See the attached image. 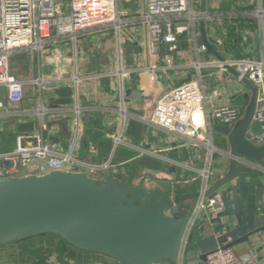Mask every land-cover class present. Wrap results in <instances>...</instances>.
Returning <instances> with one entry per match:
<instances>
[{"label": "crops", "instance_id": "crops-1", "mask_svg": "<svg viewBox=\"0 0 264 264\" xmlns=\"http://www.w3.org/2000/svg\"><path fill=\"white\" fill-rule=\"evenodd\" d=\"M130 1V0H128ZM259 0H207L209 11L226 14V12L256 10ZM264 7V0H261ZM201 8V5H200ZM124 9V8H123ZM133 13V9L129 8ZM243 20L245 28L241 40L228 42L220 47V53L227 56V50L234 51L239 57L260 59L264 56V27L255 16L235 17L229 22L227 16L208 22V36L212 37L238 20ZM209 23L216 27H209ZM114 28V27H111ZM87 33L78 38L76 54H72L70 44H59L50 47L43 53L29 50L15 52L10 58V67L14 75L30 79L37 75H53L57 69L64 76L73 74L75 62L83 80L79 84L78 103L81 114L82 134L75 140L74 118L76 105L75 88L67 83L52 85L43 91V101L54 108L42 120L29 110L36 106V89L25 85V99L17 113L0 112V153L10 151L16 146L20 135L42 132L44 137L65 153L82 158L89 162H103L112 158V168L98 176L100 181L112 175L115 181H122L133 186L144 185L164 201L174 198L176 194H186L202 189L203 179L200 172L206 170L207 151L204 148L185 145L186 140L163 128L143 121L149 115L153 99L158 91L169 81L178 83L186 73L184 64L194 59L193 50L182 36L179 51L168 52L159 46L154 55L147 51V29L143 24H129L122 27L112 38L106 34L111 29ZM229 33V32H228ZM210 57H215L210 54ZM167 58L173 59L171 68L159 71L154 80L143 67L158 62L166 65ZM76 60V61H75ZM120 61L124 68L138 69L131 80H125L121 86L119 76L111 74L119 68ZM181 67V68H180ZM140 68V69H139ZM104 73L105 75L95 74ZM225 74V73H224ZM95 75V76H94ZM205 82L208 92L220 89L221 95L214 97L215 102L229 103L242 107L250 91L230 72L218 74L216 69H205ZM152 80V81H151ZM154 81V82H153ZM123 87V89H122ZM157 90V92H156ZM0 101H6V92L0 87ZM156 94L157 96L153 95ZM242 102V103H241ZM124 103V119L120 108ZM46 128H42V123ZM217 124V123H215ZM214 124V126H215ZM124 127V138L127 144H114V136ZM214 143L219 146L221 135L213 127ZM184 147L188 151H184ZM156 151V154L144 152ZM197 152L202 153L200 156ZM228 161L219 155L214 157L211 170L216 178L227 170ZM239 168L246 173L245 178L253 184L260 181L262 199L257 209L264 214V161L241 163ZM149 178V185L143 184L140 178ZM257 191V190H256ZM253 191V192H256ZM157 200V202L159 201ZM199 200H188L191 212L198 209ZM170 213V212H169ZM207 220L204 234L212 233L213 228L203 212L198 210L196 222ZM239 253L252 250L259 261L264 264V231L251 237L248 242L234 247ZM0 264H121L106 254L83 250L74 247L55 234H45L20 242L0 246ZM175 264H183L179 260ZM190 264H205L192 261Z\"/></svg>", "mask_w": 264, "mask_h": 264}, {"label": "built area", "instance_id": "built-area-1", "mask_svg": "<svg viewBox=\"0 0 264 264\" xmlns=\"http://www.w3.org/2000/svg\"><path fill=\"white\" fill-rule=\"evenodd\" d=\"M64 1L70 3V13L60 16L59 4ZM142 9L131 13L130 9H121L119 0H0V87L6 92V101H0V112L17 113L25 99V85L29 84L36 89L37 104L29 111L44 118L54 108L43 101V91L49 86L67 83L75 88V140L82 134L80 106L78 103L79 84L83 76L79 74L77 62L73 67V74L64 76L57 69L49 76L37 75L30 79H22L14 75L10 67L11 56L20 50H29L43 53L50 47L59 44H70L72 54H76L77 41L81 36L114 27L118 32L129 24H143L147 29V51L154 55L159 46L168 52L180 50L186 34L187 41L193 50L194 59L184 64L186 73L178 83L169 81L153 99V105L148 116L142 118L144 122L163 128L168 132L186 140L185 145L204 148L207 151V168L201 173L204 191L210 182L216 179L211 170L214 157L220 152L215 145L212 135L214 124L233 126L241 117L245 107L229 103L215 102L214 97L221 95L220 89L208 92L205 82V69H216L220 76L228 70L216 57L207 54L206 46L200 41L199 22L204 19L206 30L208 22L227 16L232 22L235 17L255 16L264 27V7L259 0L256 10L243 12H219L200 9L201 0H141ZM209 23V27L216 24ZM227 27L220 33L212 36L220 47L225 44L228 36ZM222 54V53H221ZM214 56V55H213ZM225 63L234 67L240 78L247 77L259 89L256 110L250 126L245 132V139L255 146L264 145V56L260 59L239 57L232 50H227ZM76 61V60H75ZM173 59L167 58L166 65L151 62L143 69L147 70L151 78L159 71L171 68ZM181 68V67H180ZM140 69V68H139ZM138 69L120 66L111 74L119 76V82L124 85L125 80H131ZM225 73V74H224ZM105 75L100 72L95 74ZM94 75V76H95ZM238 79V78H237ZM240 81V79H238ZM152 81V80H151ZM154 82V81H153ZM123 89V87H122ZM124 103L120 113L124 119ZM262 123V133L252 130V124ZM114 136L115 146L127 144L124 138V127ZM46 128V123H42ZM156 154V151L144 150ZM202 153L197 152L200 156ZM112 158L103 162H89L82 158L65 153L58 146L49 142L42 132L30 135H20L16 139L14 149L0 153V180H6L27 175H42L51 171H72L78 167L79 173L86 174L94 179L102 172L112 168ZM143 184L149 185V178H140ZM198 210H203L208 221L217 218L225 210V203L221 193L213 197L202 198L195 211V220ZM222 222L224 218L221 217ZM189 229L183 241L186 246L190 234ZM227 231L224 229L223 233ZM221 234V233H220ZM232 241L228 237L224 244ZM205 264H262L252 250L239 253L234 247L218 246L211 251Z\"/></svg>", "mask_w": 264, "mask_h": 264}, {"label": "water", "instance_id": "water-1", "mask_svg": "<svg viewBox=\"0 0 264 264\" xmlns=\"http://www.w3.org/2000/svg\"><path fill=\"white\" fill-rule=\"evenodd\" d=\"M206 8L207 0H201V11ZM69 13V1L61 2L58 14ZM199 29L207 54L214 55L250 91L242 117L233 126H214L221 135L217 155L228 161L225 173L204 191L176 194L166 201L144 185L115 181L112 175L100 181L77 172L78 167L73 172L51 171L0 180V246L55 234L74 247L106 254L121 264H175L179 260L190 264L206 262L208 254L219 245L235 247L264 231V214L257 209L263 188L258 179L250 184L239 168L241 163L264 161V145L255 146L244 136L256 110L259 89L225 63L218 42L207 34L204 19ZM261 126L255 121L252 130L262 133ZM217 193L222 194L225 210L208 221L213 231L205 235L207 220L196 222L190 205L183 203ZM228 237L232 241L224 244Z\"/></svg>", "mask_w": 264, "mask_h": 264}, {"label": "trees", "instance_id": "trees-1", "mask_svg": "<svg viewBox=\"0 0 264 264\" xmlns=\"http://www.w3.org/2000/svg\"><path fill=\"white\" fill-rule=\"evenodd\" d=\"M248 27V25L245 24V22L243 20H238L236 24H232L228 27V42H232L233 39H235L236 41L241 40V38L243 37V33L245 31V28ZM249 97H247L244 102L242 103V107H246V104L248 102Z\"/></svg>", "mask_w": 264, "mask_h": 264}, {"label": "rangeland", "instance_id": "rangeland-1", "mask_svg": "<svg viewBox=\"0 0 264 264\" xmlns=\"http://www.w3.org/2000/svg\"><path fill=\"white\" fill-rule=\"evenodd\" d=\"M119 7L121 9L125 8V9H133V11H136L137 9H142V1L141 0H119ZM106 34L109 37H113L116 34V30L114 28H111L109 30L106 31ZM2 96V93H0V97Z\"/></svg>", "mask_w": 264, "mask_h": 264}]
</instances>
